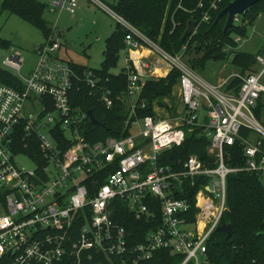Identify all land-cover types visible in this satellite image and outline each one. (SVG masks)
<instances>
[{
	"label": "built area",
	"instance_id": "obj_1",
	"mask_svg": "<svg viewBox=\"0 0 264 264\" xmlns=\"http://www.w3.org/2000/svg\"><path fill=\"white\" fill-rule=\"evenodd\" d=\"M87 1L125 31V89L113 97L101 87L99 94L107 109L117 99L126 104L123 134L87 139L88 115L71 104V90L84 80L94 92L98 79L57 57L61 42L54 26L35 48L29 75L21 73L17 50L6 56L4 65L19 73L22 88L0 84V264H137L161 249L183 255L180 264H206V242L226 209L227 176L264 173V125L254 113L263 90L264 52L255 55L259 67L252 72L213 84L183 59L185 45L171 54L101 0ZM220 1L210 0L201 20L209 21ZM64 5L73 13L77 0H51L50 10ZM158 69L165 71L162 77L179 72L177 107L154 102L152 112L141 116L144 83L161 76ZM235 77L237 92L230 87ZM192 129L209 139L214 166L195 153L175 166L162 163L163 152L181 145ZM236 145L242 165H231L235 155L225 150ZM18 157L32 167H18ZM187 182L200 185L193 203ZM192 206L197 210L190 218ZM123 212L143 221L142 240L134 242L119 222Z\"/></svg>",
	"mask_w": 264,
	"mask_h": 264
},
{
	"label": "trees",
	"instance_id": "obj_2",
	"mask_svg": "<svg viewBox=\"0 0 264 264\" xmlns=\"http://www.w3.org/2000/svg\"><path fill=\"white\" fill-rule=\"evenodd\" d=\"M210 0L205 1V6L199 8L198 0H116L112 5V10L124 17L131 24L157 41L160 46L171 54L178 53L184 45H188L187 50H194L195 54H201L199 58L189 60V65L194 69H203L204 63L210 59L227 58V53L221 46L232 47L231 62L241 68L245 74L252 72L250 65L256 64L255 56L233 52L236 41L233 35H244L246 25H234L223 31L226 17L218 21L215 18L219 11L232 0H221L217 9L210 10L211 18L209 21L201 20L204 10L208 9ZM258 6L260 14H264V0L253 4L241 16V21L246 16L251 15L254 8ZM2 8L10 13H17L22 19L32 23L43 34L44 38L52 32V27L43 18L44 4L36 0H4ZM255 14V13H254ZM224 19V22H223ZM255 19L252 18V20ZM195 21V31L189 37L181 40V35L186 29L188 21ZM240 21V22H241ZM125 31L117 24V29L106 39L104 50V61L98 69H92L98 79V86L95 91L84 80L75 81L71 90V104L87 113L91 110L93 116L100 122V125L92 124L89 118L85 119V131L90 142L97 141L106 136H121L122 128L128 110L123 101H114L111 108H105L99 100L100 88L111 91L112 96L122 94L126 78L121 71L113 73L110 69L116 64L118 52L125 47ZM246 34V33H245ZM189 37V38H188ZM187 47V46H186ZM186 48L183 51L185 54ZM262 52V49L259 53ZM183 57V55H182ZM75 71L81 74L86 68L72 64ZM179 72L172 69L165 77L151 78L146 80L141 93V97L146 102V108L139 110L143 116L152 112L153 103L165 106L172 110L163 98L171 97L173 86L177 82ZM237 79L231 80L230 87L235 92L239 89ZM0 84H6L14 88H22L21 81L9 72L0 70ZM262 102H257L254 113L258 119L262 114ZM264 124V121H263ZM209 139L199 134L198 129H192L186 133L184 142L165 152L162 163H169L173 166L177 162L183 161L189 153H195L208 166H214L212 158L207 154ZM226 151H233L235 158L231 165H242L244 163L241 149L236 146L226 147ZM201 179H199V182ZM203 181V179H202ZM199 182L193 187H189L187 182L186 190L189 201L193 203L194 194L199 189ZM177 197H182L177 194ZM197 210L194 206L190 211L191 215ZM118 217L119 222L125 226L128 234H131L133 241L143 239L145 224L143 221L135 220L131 214L123 212ZM159 220L152 222L156 225ZM220 223L231 226V236L225 239V234L220 231H213L206 242V264H264V185L260 176L255 173L237 172L231 173L226 178V209L224 210ZM184 256L174 254L167 249L157 250L148 260L140 261L137 264H180ZM121 264V263H119ZM186 264H194L192 261Z\"/></svg>",
	"mask_w": 264,
	"mask_h": 264
},
{
	"label": "rangeland",
	"instance_id": "obj_3",
	"mask_svg": "<svg viewBox=\"0 0 264 264\" xmlns=\"http://www.w3.org/2000/svg\"><path fill=\"white\" fill-rule=\"evenodd\" d=\"M3 1L4 0H0V70L9 72L16 78L20 77L15 69L4 65L6 56L12 54L13 50H17L23 60L21 73L23 76H27L37 61L35 48L43 43L45 38L42 32L32 23L22 19L17 13H10L7 9H3ZM36 1L43 3L45 6L43 18L49 23V25H54L55 31L57 30L61 32V34H58L61 47L57 51V57L67 63L83 66L86 69H98L104 61L106 39L117 29L116 20L112 15L87 0L88 3L85 0H78L73 13L66 9L67 1L66 5L62 8L57 7L56 10L52 12L49 10L50 7H48L50 0ZM101 1L107 5L108 8H112V5L116 0ZM84 6L85 8L82 11ZM80 7L81 12H78ZM241 16L242 15H239L238 19L233 21L234 25H240L241 23L242 29L244 24L251 23V25H246V34L244 33L242 36L233 35V39L236 41L233 52L248 53L255 56L264 47V14H260L258 6H256L251 12V15L243 18V21H241ZM254 16L255 19L252 20ZM185 48L186 51L185 54H183V59L188 64H190V59L194 57L199 58L201 56V54H195L194 50H187V43ZM221 48H224L227 53V58L216 60L210 59L204 63L203 69L199 67L194 68L202 78L213 84L219 83L223 78L232 73H237L239 75L245 74L241 71L240 67L235 66L231 62L233 56V53L231 54L232 47L222 45ZM178 53H181V51ZM123 66L124 52L120 50L116 58V64L110 69V71L118 73L122 70ZM258 67L259 64L253 63L250 65V70H254ZM161 77L162 75L154 76V78ZM235 79L240 81L238 77L232 78V80ZM261 82L263 90L260 92L258 101L262 102V114L259 121L263 124L264 74L261 78ZM176 84L173 86L171 97L163 98L171 109L174 107L176 108L178 104ZM25 105L27 106V103ZM15 163L18 167H32V163L23 157L15 159ZM260 180L264 185V173L260 176Z\"/></svg>",
	"mask_w": 264,
	"mask_h": 264
},
{
	"label": "water",
	"instance_id": "obj_4",
	"mask_svg": "<svg viewBox=\"0 0 264 264\" xmlns=\"http://www.w3.org/2000/svg\"><path fill=\"white\" fill-rule=\"evenodd\" d=\"M262 1V0H232L225 7H223L217 14L215 21H218L222 17H226L223 31H227L233 24V21L238 18L239 15L244 14V12L249 9L253 4ZM195 31V21L190 20L187 23L186 29L181 35V40L185 39L187 36L191 35ZM264 52V47L262 48ZM89 121L92 124L100 125V122L93 116L91 110L87 111ZM215 231H220L225 234V239H228L231 236L232 230L231 226L226 223H220Z\"/></svg>",
	"mask_w": 264,
	"mask_h": 264
},
{
	"label": "crops",
	"instance_id": "obj_5",
	"mask_svg": "<svg viewBox=\"0 0 264 264\" xmlns=\"http://www.w3.org/2000/svg\"><path fill=\"white\" fill-rule=\"evenodd\" d=\"M51 1V0H50ZM78 1V0H77ZM86 1V0H85ZM87 2V1H86ZM50 3V2H49ZM83 3V2H82ZM82 3H81V5H82ZM88 3V2H87ZM49 5V6H48ZM48 5H46V6H48V7H50V4H48ZM84 5V4H83ZM85 8V6L82 8V11H83V9ZM50 10V9H49ZM51 11V10H50ZM78 12H81V7L79 8V10H78ZM51 27H53L54 25H50ZM55 28V27H54ZM56 32L58 33V34H61V32H59V31H57L56 30ZM123 52H124V54H125V49H123L122 50ZM159 70V69H158ZM163 72H164V74H165V71L164 70H162ZM158 73V72H157ZM162 76H164V75H162Z\"/></svg>",
	"mask_w": 264,
	"mask_h": 264
},
{
	"label": "bare ground",
	"instance_id": "obj_6",
	"mask_svg": "<svg viewBox=\"0 0 264 264\" xmlns=\"http://www.w3.org/2000/svg\"><path fill=\"white\" fill-rule=\"evenodd\" d=\"M156 72H158L159 74H164V72L162 71V70H156ZM200 225H202V224H200Z\"/></svg>",
	"mask_w": 264,
	"mask_h": 264
}]
</instances>
